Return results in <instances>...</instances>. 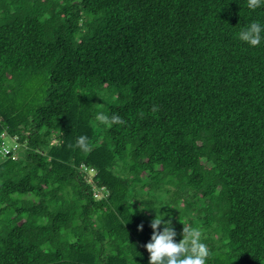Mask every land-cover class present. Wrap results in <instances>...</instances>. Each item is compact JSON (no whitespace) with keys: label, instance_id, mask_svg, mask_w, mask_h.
Returning a JSON list of instances; mask_svg holds the SVG:
<instances>
[{"label":"trees","instance_id":"obj_1","mask_svg":"<svg viewBox=\"0 0 264 264\" xmlns=\"http://www.w3.org/2000/svg\"><path fill=\"white\" fill-rule=\"evenodd\" d=\"M248 5L0 0V144H18L0 152V264H149L162 213L177 242L200 230L207 264H264V42L238 38L264 6Z\"/></svg>","mask_w":264,"mask_h":264},{"label":"clouds","instance_id":"obj_2","mask_svg":"<svg viewBox=\"0 0 264 264\" xmlns=\"http://www.w3.org/2000/svg\"><path fill=\"white\" fill-rule=\"evenodd\" d=\"M249 7L264 6V0H249ZM238 38L250 46H258L264 42V22L252 21L242 27ZM96 119L101 123H124L121 116L113 114L111 117L98 113ZM86 137L77 139V144L86 147ZM163 215L150 221L153 230L149 242L144 247L149 253V264H207L209 256L208 245L201 239L198 228L186 227L182 231V239L177 242V231L172 225L171 218L165 220ZM162 226V227H161ZM144 224L137 225L138 231H143Z\"/></svg>","mask_w":264,"mask_h":264},{"label":"built area","instance_id":"obj_3","mask_svg":"<svg viewBox=\"0 0 264 264\" xmlns=\"http://www.w3.org/2000/svg\"><path fill=\"white\" fill-rule=\"evenodd\" d=\"M17 148H18V144L17 143H15L13 146H9L4 141H2L1 144H0V152L4 156L12 154L13 158H16L17 155H16L15 151L17 150Z\"/></svg>","mask_w":264,"mask_h":264},{"label":"rangeland","instance_id":"obj_4","mask_svg":"<svg viewBox=\"0 0 264 264\" xmlns=\"http://www.w3.org/2000/svg\"><path fill=\"white\" fill-rule=\"evenodd\" d=\"M6 143L8 144V145H12L13 144V140L10 138V137H7L6 138ZM182 224H186L184 221H181V225Z\"/></svg>","mask_w":264,"mask_h":264}]
</instances>
